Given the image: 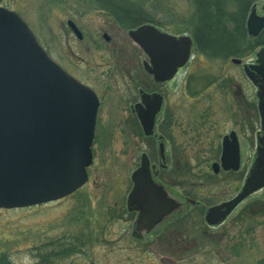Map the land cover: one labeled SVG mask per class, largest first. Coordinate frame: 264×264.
Segmentation results:
<instances>
[{
    "label": "rangeland",
    "instance_id": "374dc122",
    "mask_svg": "<svg viewBox=\"0 0 264 264\" xmlns=\"http://www.w3.org/2000/svg\"><path fill=\"white\" fill-rule=\"evenodd\" d=\"M120 1L126 10H138L136 14L154 20L157 25L153 26L160 31L176 37L188 36L193 45L187 66L172 79L168 90L154 85L164 94L165 111L171 119L166 133L157 132L163 136L168 154L166 168L160 170L158 179L173 195L182 191L199 203L198 208L191 210L184 230L188 241L195 240L196 248H189L182 262H174L264 264V189L215 228L206 227L203 220L207 208L238 194L255 151L254 135L259 129L255 89L242 67L254 59L251 53L259 50L254 48L251 52L245 30L253 5L244 15L245 38H240L235 36L236 28L227 17L242 18V0H216L228 27L223 28L236 41L239 55L219 58L197 50L194 0ZM97 2L101 4L99 0L1 3L28 25L56 61L76 75L79 73L72 65H82L93 72H89L92 82L85 80L103 86L98 92L102 105L86 185L55 203L0 211V257L11 264H35L38 254L60 252L67 246H72L75 253L54 260L53 264H161L159 258L164 256L156 242H133L130 234L134 216L125 209L132 188L130 175L139 166L141 154H147L152 165L159 163L156 142L145 138L135 127V118L129 111L135 100L133 66L144 57L128 38L127 29L105 17L106 12ZM255 4L261 7L264 0H256ZM67 21L75 24L83 35L82 41L75 38ZM104 34L110 42H104ZM124 65L131 69L132 82L122 71ZM232 131L240 145V170L214 176L211 166L219 162L222 138Z\"/></svg>",
    "mask_w": 264,
    "mask_h": 264
},
{
    "label": "water",
    "instance_id": "95a60500",
    "mask_svg": "<svg viewBox=\"0 0 264 264\" xmlns=\"http://www.w3.org/2000/svg\"><path fill=\"white\" fill-rule=\"evenodd\" d=\"M67 24L81 38L73 23ZM263 27L264 18L256 17L253 10L247 20L248 35L256 37ZM128 36L152 59L154 70L150 73L157 82L171 79L189 59V37L176 39L151 26L130 31ZM257 57L259 60L260 56ZM255 71L264 79L260 68ZM245 73L259 89L258 110L263 130L261 86L247 69ZM257 79L260 81L259 76ZM151 98L156 102L160 99ZM97 108L94 93L76 82L50 57L15 12L0 6V209L55 202L85 185L86 170L92 164ZM152 114L144 112L138 116L145 135L152 133ZM222 148L221 169L238 171L239 147L234 133L223 139ZM259 157L258 154L238 196L207 211L205 222L209 226L223 222L241 201L264 187V156ZM211 169L215 174L219 172L217 164ZM131 180L133 189L127 208L137 211L141 206L143 216L139 224L148 233L173 210L174 203L166 199L157 204L152 199L154 195L163 196V188L151 179L145 155ZM156 204L161 207L155 210Z\"/></svg>",
    "mask_w": 264,
    "mask_h": 264
},
{
    "label": "flooded vegetation",
    "instance_id": "af4514ba",
    "mask_svg": "<svg viewBox=\"0 0 264 264\" xmlns=\"http://www.w3.org/2000/svg\"><path fill=\"white\" fill-rule=\"evenodd\" d=\"M255 9L256 16L263 19L264 18V4L262 6H258V4H255L251 7L250 11ZM124 16V15H120ZM105 17H108L111 20L110 15H106ZM127 33V31H126ZM166 33V32H165ZM167 34V33H166ZM171 36V34H168ZM76 38V37H75ZM105 43L110 42V39L105 40L104 37H102ZM78 41L83 40V35L82 38ZM258 40V43L260 46L257 48L259 49L257 52L251 53L254 59L249 60V64H246L248 67L247 69L249 70V74L252 76H255L256 81L258 84L261 86V95H262V102H263V109H264V79H260V81L257 79L258 77L255 75V73L252 71L253 68L256 67V62L260 61V70L262 71V74H264V27L261 29L259 34L257 35L256 39ZM142 52V50L140 49ZM251 51V52H252ZM257 54L260 56L259 60H257ZM142 55L144 57L143 60H141V63L139 61H136L138 63L137 66H133L134 70L133 72L136 73V78L135 81L133 82L134 86V97L135 100H133L129 111L130 114L135 118V127L139 129L142 132V127L140 124V120L138 116L142 115L144 112H150L154 118L153 122V135L148 139L154 140L156 144L163 145V148L165 150V140L163 136L159 135V133L163 132L166 133V130L169 128V125L171 124V119L170 115L166 113L165 111V105H166V100L164 97V94L161 93L158 89L155 88L154 85H162L165 90H168L169 84L173 81L172 79L163 82V83H157L154 80V77L150 74V72L153 69V64H152V59L149 57H146L145 54L142 52ZM256 56V58H255ZM75 61V59H74ZM58 62L65 70L66 72L71 75L75 80H77L79 83L82 85L88 87L91 89L97 96L98 101H99V108L97 111V118H96V125L95 129L97 128L98 125V117H99V109L102 105V99L99 98L98 92H100L103 89V86L100 82L95 83V85H92L88 83L85 79H88L91 81L92 75L90 73L89 69L87 70L85 67L77 66V64L72 65L76 71H78V75L75 74L74 71L68 70L67 67H65L60 61ZM71 64H73L72 61H70ZM258 66V65H257ZM185 68V67H184ZM178 69L174 75V78L184 69ZM148 70V71H147ZM123 73L128 75L127 77L129 78L130 82L133 81V79L130 77L131 69L127 66H123ZM90 72V73H89ZM89 74V77H85L86 74ZM95 73V72H94ZM173 78V79H174ZM92 82V81H91ZM94 83V82H93ZM158 96L160 99H157V102L155 99L151 98L153 96ZM149 97V98H148ZM156 102V103H155ZM157 104V105H156ZM156 106H158L156 111ZM130 126V124L128 125ZM254 140H255V151L254 155L252 156V162L250 163L249 169L247 173L249 174L250 170L252 169L253 162L256 160L258 157V154L260 155L259 158L264 156V126L262 130V126H259L258 131L254 135ZM240 147V145H239ZM166 151V150H165ZM147 155V154H146ZM168 154L165 152V158L168 161ZM241 158V155H240ZM246 173V175H248ZM245 175V177H246ZM159 172L156 173V171L153 173V180L161 185L162 187L165 188L166 196L170 199H173L176 204H174L173 210L169 211L167 215L161 218L159 223L155 225L152 230L150 231L149 234L146 235V230L141 228V225L139 224V221L141 219V213H142V208L140 206L139 210H134L129 212L131 216H134V220L132 222V232L130 234L131 239L133 240L134 243L137 245H145V244H150L153 245L155 244L158 245L157 248H161L160 250L163 252L164 256H161L159 258V261L161 264H176L175 262H182V256L187 254L189 251L188 249H195L196 248V242L195 240H190L185 237L186 233L184 230H186L185 225L187 224V218L191 213V210L194 208L199 207V203L188 199L187 196L182 194V191L178 193V196L173 195V192L159 181ZM245 179V178H244ZM155 202H158L157 204H160L163 200H166L165 196L163 195H154ZM155 205L154 208L156 210L157 208H160L161 205ZM133 208H136V205H133ZM153 209V208H152ZM150 249L153 250V248L150 246ZM181 256V257H178ZM175 261V262H174Z\"/></svg>",
    "mask_w": 264,
    "mask_h": 264
},
{
    "label": "trees",
    "instance_id": "16d2710c",
    "mask_svg": "<svg viewBox=\"0 0 264 264\" xmlns=\"http://www.w3.org/2000/svg\"><path fill=\"white\" fill-rule=\"evenodd\" d=\"M101 4H98L103 11L110 14L115 23L123 28L130 29L135 28L143 23L156 24L154 20L148 19L141 14H136V10L128 11L123 8V4L118 0H99ZM197 11V26L194 29L195 45L197 50L203 54L211 57L227 58L239 56L237 54V43L234 39L225 32L224 28H228L227 24L223 22V14L221 13V6L219 1L212 0H194ZM198 1V3H197ZM256 0H242V18L240 20L230 19L233 27L235 26L237 33L236 37H240L244 34V15L247 14L249 7ZM126 14V17H116L114 14ZM248 46L254 49L259 43L256 41L247 40ZM237 54V55H236ZM75 253L72 246H67L60 252H47L37 255V262L35 264H53L54 260L66 258L68 255ZM0 264H11L8 259L1 256Z\"/></svg>",
    "mask_w": 264,
    "mask_h": 264
}]
</instances>
